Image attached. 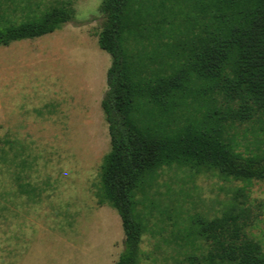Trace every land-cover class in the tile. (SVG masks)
<instances>
[{
	"label": "trees",
	"instance_id": "trees-1",
	"mask_svg": "<svg viewBox=\"0 0 264 264\" xmlns=\"http://www.w3.org/2000/svg\"><path fill=\"white\" fill-rule=\"evenodd\" d=\"M34 1L0 0L1 47L75 21L68 2L41 9ZM98 12L97 44L110 57L100 103L110 149L97 203L121 221L116 264H139L144 229L135 191L148 176L177 166L264 182V0H101ZM188 102L200 117L178 127ZM236 126L246 127L243 139L252 136L243 150L231 134ZM12 145L0 140L7 167L14 164ZM247 198L237 189L219 217L191 219L189 236L207 249L201 260L188 257L189 264H264L262 246L246 233Z\"/></svg>",
	"mask_w": 264,
	"mask_h": 264
},
{
	"label": "rangeland",
	"instance_id": "rangeland-1",
	"mask_svg": "<svg viewBox=\"0 0 264 264\" xmlns=\"http://www.w3.org/2000/svg\"><path fill=\"white\" fill-rule=\"evenodd\" d=\"M34 2L41 9L68 2L75 21L0 46V140L13 144L14 157L10 167L0 163V264H116L123 249L121 221L97 203L100 168L110 149L100 107L110 66L97 44L101 0ZM178 114V127L200 117L191 102ZM245 128L231 131L240 150L252 141L250 133L242 138ZM18 185L32 193L22 195ZM237 189L248 195L246 233L264 250V182L245 184L170 166L135 191L144 229L139 264L201 260L207 246L189 236L191 219L219 217Z\"/></svg>",
	"mask_w": 264,
	"mask_h": 264
}]
</instances>
